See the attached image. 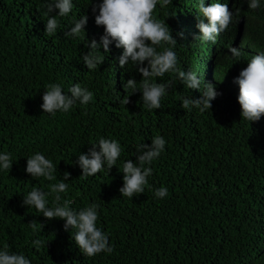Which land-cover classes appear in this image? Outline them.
Wrapping results in <instances>:
<instances>
[{"label": "trees", "instance_id": "1", "mask_svg": "<svg viewBox=\"0 0 264 264\" xmlns=\"http://www.w3.org/2000/svg\"><path fill=\"white\" fill-rule=\"evenodd\" d=\"M49 2L0 0V153H10L13 162L11 169H0V249L7 245L31 264H264V116L254 122L241 118L234 83L252 56L264 51V0L257 10L243 0L249 22L242 55L237 60L228 52L220 62L214 83L220 95L203 113L181 107L182 97L199 99L203 90L188 89L172 72L155 78L172 81L160 109L148 110L139 89H127L130 103H120L126 81L134 78L139 88L142 74L131 63L120 68L113 50H96L104 62L88 70L82 57L92 38L64 32L89 6L73 0L71 13L57 16V34L46 36ZM171 5L158 9L170 30ZM178 5L182 22L189 23L197 3ZM57 14L58 9L52 13ZM177 58V68L189 69L190 61L184 65ZM53 83L67 95L79 83L93 101L55 116L43 113V94ZM157 135L166 140L165 151L151 164L145 192L123 197V164L136 163L138 145H151ZM100 137L118 141L121 155L110 170L105 165L102 173L82 178L75 161ZM36 153L52 160L55 180L26 172L27 158ZM66 171L71 175L61 203L71 200L75 211L100 206L97 227L108 235L111 254L84 256L75 229L65 231L64 220H47L23 205L33 188L50 192ZM160 187L168 190L163 199L154 195ZM54 196H47L50 208ZM37 239L43 242L39 249L32 243Z\"/></svg>", "mask_w": 264, "mask_h": 264}, {"label": "clouds", "instance_id": "2", "mask_svg": "<svg viewBox=\"0 0 264 264\" xmlns=\"http://www.w3.org/2000/svg\"><path fill=\"white\" fill-rule=\"evenodd\" d=\"M77 1L89 6V12L73 20L64 35L81 38L86 35L92 38L88 41L89 51L82 57L87 69L96 70L104 62L96 50L106 53L113 50L120 68L124 69L131 63L142 74L139 88L134 78L124 84L126 95L120 101L124 105L130 103L127 89H132V93L139 89L148 110L160 109L167 89L172 87V81L157 83L155 78H163L172 72L188 89L203 90L200 91L202 95L199 99L182 97L183 109L196 107L201 113L211 110V102L220 95L214 85L220 62L228 52L237 60L242 55L240 47L245 40L249 22V15L242 8L243 0H194L197 8L189 23L182 22L178 9L180 0ZM170 3L171 30L167 20L160 19L162 15L158 10L159 7L167 8ZM247 3L251 10L261 7V0H247ZM73 6V0H50L46 10V36L57 34L60 27L57 16H68ZM56 9L58 14L52 15ZM177 54L184 65L190 61L189 69L177 68ZM145 62L147 66H144ZM234 83L239 85L241 118L249 122L259 121L264 116V51L252 56ZM69 93L71 95L64 94L60 84H49L43 94V113L55 116L58 111L67 113L77 103L87 105L93 101V93L79 83L74 84ZM165 145L166 140L160 135L152 139L151 145H138L137 162L133 163L129 159L123 164V186L119 189L123 197L131 199L145 192L148 177L153 174L151 164L165 151ZM121 151L118 141L100 137L98 143L91 144L87 154L81 153L75 161L82 169L80 177L102 173L105 165L110 170L116 166ZM12 164L10 153H0V169L9 170ZM56 171L52 160L43 154L36 153L27 158L26 172L33 178L44 177L53 181ZM70 175L64 172L63 180L50 184L48 193L33 188L23 196V205L34 207L47 220H64L65 231L75 229L74 242L84 256L94 257L101 252L111 254L114 248L109 244L108 235L97 227L100 206L92 203L75 211L70 207L71 200L64 199L61 203L60 194L67 192L68 184L65 181L69 180ZM53 193L55 206L50 208L47 196ZM154 195L163 199L168 196V190L160 187ZM30 226L35 232V220L30 222ZM32 243L39 249L43 242L37 239ZM0 264H31V261L23 254L10 252L5 245L0 249Z\"/></svg>", "mask_w": 264, "mask_h": 264}]
</instances>
